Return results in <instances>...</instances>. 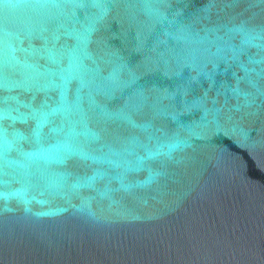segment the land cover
<instances>
[{"label": "water", "instance_id": "1", "mask_svg": "<svg viewBox=\"0 0 264 264\" xmlns=\"http://www.w3.org/2000/svg\"><path fill=\"white\" fill-rule=\"evenodd\" d=\"M0 264H264V0H0Z\"/></svg>", "mask_w": 264, "mask_h": 264}]
</instances>
